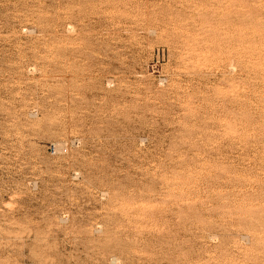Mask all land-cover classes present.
Masks as SVG:
<instances>
[{"label": "rangeland", "instance_id": "1", "mask_svg": "<svg viewBox=\"0 0 264 264\" xmlns=\"http://www.w3.org/2000/svg\"><path fill=\"white\" fill-rule=\"evenodd\" d=\"M0 264H264V0H0Z\"/></svg>", "mask_w": 264, "mask_h": 264}]
</instances>
